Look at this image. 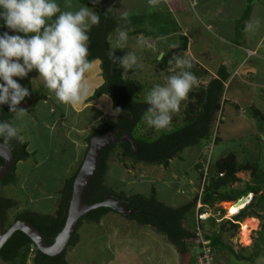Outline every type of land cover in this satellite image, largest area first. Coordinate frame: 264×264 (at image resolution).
I'll return each mask as SVG.
<instances>
[{
	"label": "rangeland",
	"instance_id": "rangeland-1",
	"mask_svg": "<svg viewBox=\"0 0 264 264\" xmlns=\"http://www.w3.org/2000/svg\"><path fill=\"white\" fill-rule=\"evenodd\" d=\"M242 1L241 3L244 5L242 13H244L247 5L251 6L248 18L245 21H240L243 14L239 17L241 13H239V9L236 11V7V20L230 19V26L224 30L225 33L209 27L207 19H211L212 24L216 25L215 23L220 20V16L214 13L206 14L205 18H202L199 13L201 2L197 0H175L171 3L167 0V4L171 5L173 10L168 6H165L164 10L163 8L159 10L157 7H151L147 0H122L119 3L121 9L128 10L127 17L137 18L138 26L142 27L141 31L149 35L128 33L129 39L124 46L129 52H133L137 56L138 63L141 65V67L129 70L127 77L133 78L136 85H141L142 93L146 94L151 86L163 85L168 76L176 74L173 71L175 66L166 72L159 71L157 62L163 55L172 53V51L174 52L173 49L179 48L180 36L183 35L185 37L187 35L189 39V51L183 52L181 57L192 59L188 56L192 55L197 63L208 66V71L225 70L228 78L223 85L224 90L219 99V110L214 115L211 124V137L215 140L214 143L213 141L210 143L201 141L198 143L199 145L183 149L179 160L174 158L170 161L168 170L157 165L133 164L127 157L123 158L126 165L124 167L119 161V155L114 152L107 158V176L105 178H108V174L110 175L111 179L108 178V181L111 184V190L114 192L150 197L153 189L158 202L168 207L180 206L182 205L181 200L185 198L181 195L189 194L191 189L195 192L202 183L201 178L204 174L202 168L206 167L205 160L209 159L212 163L227 155H233L238 166L247 165L249 169L240 170L235 175L238 180L221 188L220 191L235 195L252 189L254 196L244 213L246 215L251 212L256 213L257 226L250 228L247 235L244 232V224L252 218L238 219L240 225L237 228H232L227 223L224 226L222 222L220 224L226 228L223 229L222 240L243 257L254 255L251 257L250 264H264V241L261 240L264 237V203H260L261 194L264 195V0ZM250 1L251 4H249ZM84 2L86 4L87 0ZM215 3L216 0L207 3L206 9L208 8L211 13L214 12L215 9L211 4L215 5ZM236 6H238L237 3ZM252 18H259L261 21L260 28L255 32L245 30L246 22ZM107 35L108 42L110 41L115 47L116 32L107 33ZM145 37L151 39L152 42L147 41L146 44H142L140 41L146 40ZM172 45H175L176 48ZM249 50H255V52ZM193 67L191 66V71ZM195 72L199 81L207 78V76H203L205 74L200 76L196 69ZM123 78L125 81L128 80L125 74ZM199 85L201 84L199 83ZM197 87L192 89V94L197 93ZM37 90H39L37 92L39 95L46 92L45 88ZM99 108L96 112L97 118L100 116L98 120L103 119L106 114L108 117H118L114 115V106L113 112L109 114L106 109ZM182 108L174 114V126L176 128L182 127V119L184 118ZM45 112L46 110L43 109L35 115L30 109L25 119L19 124L28 131L30 150L37 153L32 158L36 157L37 160H40L48 156L50 160L47 166H50L53 161L50 155H53L54 151L49 143L53 139V134H50V128H45L44 122L46 124L52 119L51 114ZM97 124L98 121L93 124L94 127ZM77 126L78 124L75 123L71 132L79 135L75 129ZM169 127L171 124L167 129ZM150 128L146 123L143 130ZM88 133L82 130V138ZM37 134H40L39 139ZM73 140L78 142L75 136ZM54 144L59 147L57 140ZM62 144L63 153L60 161L64 166L62 167L63 171L55 174L50 181L45 182L40 178V174L48 172L50 176L52 172L43 168L36 170L30 158V160L16 165L15 173L18 176L16 185H0L1 195L14 197L17 202L19 201L16 208L7 212L5 228L15 221V217L22 213L24 208L31 210L39 208L40 212L46 214V211L52 208L55 196L52 197L53 199H43V196L46 197L55 187L62 186L61 184L66 178L64 169L73 158L71 157L72 145ZM83 151L85 152V150H82L80 163L84 158ZM36 172L40 174L35 175ZM172 172H174L175 177L172 176ZM184 174L192 178L193 185L179 186L181 176L184 180L187 179ZM184 180L183 183L185 184ZM165 183L169 186H166ZM178 186L180 189L178 188V193H176L175 189ZM186 196L189 198L188 195ZM230 205L227 206L233 207ZM192 214L194 213H187L185 221V228L190 231L194 224ZM225 214L227 216L229 211ZM218 226L219 224L213 226L211 220L207 219L202 223V230L212 235V230ZM77 235L78 243L75 247L69 246L65 250V259L68 264H192L194 253L198 252L195 248L194 239L191 240V243L190 240H186L187 252L179 253L175 245L168 241L159 230L148 225H139L136 221L126 219V217L113 212L104 215L96 225L83 221L78 228ZM33 251L34 249L29 254L32 255ZM222 260L216 254V263L221 264L223 263ZM231 260L232 262L235 261ZM0 264L10 263L0 260ZM27 264L30 262L27 261ZM236 264L247 263L241 261Z\"/></svg>",
	"mask_w": 264,
	"mask_h": 264
},
{
	"label": "trees",
	"instance_id": "trees-1",
	"mask_svg": "<svg viewBox=\"0 0 264 264\" xmlns=\"http://www.w3.org/2000/svg\"><path fill=\"white\" fill-rule=\"evenodd\" d=\"M249 4H251V1ZM250 10L251 6L247 5L240 21H245L248 18ZM108 14L105 12L101 13L100 24L98 26H93L91 32L89 33V59H96L100 61V70L103 77L102 84L94 89L91 98L96 99L100 96H106L112 101L114 108L122 109L123 113L118 115L117 119L101 120L99 128L87 138V143H89L91 137L95 135L108 130L118 129L120 135L124 132L129 133L130 139L136 145L137 154L134 155L131 147L125 142H116L108 145L103 150L98 172L88 187L85 200L89 204L104 201L108 198V196L121 200L123 203L127 204L129 208H136L138 210L136 213L126 216V219L136 221L139 225H148L153 227V229L155 228L159 230L168 239V241L175 245L179 253H185L187 252L185 248V241L193 240L195 238V226L192 227L191 231L186 230L182 227V221H184L187 213H194L198 193L195 191L192 195V199L188 203L177 208H171L156 200L155 191L153 189L151 190L150 197H144L139 194L126 195L123 192H114L111 190V187H108L104 182V179L107 176V158L109 155H112V153L117 152L115 154L119 155V161L124 167L126 165L123 158L127 157L133 162V164L157 165L162 166L165 170H167L169 161L174 158L179 160L183 149L199 145L198 143L201 141L205 143L213 141L214 143L215 140L211 137V124L213 122L214 115L219 110V99L222 96L224 90L223 85L228 76L225 70H219L217 79L212 80L207 88L198 86L196 88L197 93L192 94L190 92L187 99L181 104L182 107V105L186 103V106L182 108L184 114L182 127L176 128V126H174L175 115L172 114L174 116L172 117L170 128L156 130L151 127L148 130H143L146 126V120L143 117L148 107L145 100L147 92L145 91L146 94L142 93L141 85H136L133 78L127 77V73L125 74V77L128 80L125 81L123 78L124 69L118 65L112 64L108 59L106 53L110 50V47L114 46L110 43V41L108 42L107 33H114L115 29L119 27L115 19L110 17ZM119 22L130 29V34H142V27L140 28L138 26L139 22L137 18L123 17L119 19ZM239 24L241 25L242 23ZM0 26H4L9 32H13L7 28L2 19H0ZM241 29H243V26H241ZM143 35L149 36L146 33H143ZM180 41L179 48L175 47L176 49H173L175 53L172 51V53L165 54L157 62L159 71L166 72L169 68H173L175 66L174 63L170 64L169 61H171L174 56L181 57L182 53L185 52L188 40L183 35L180 36ZM127 52H129L127 48H115V55L117 57H123L127 54ZM188 60L191 62V65L194 66L192 68L193 70L191 71L189 69V71L194 73L196 77H198V75L195 72V69L198 70L200 76L205 73L204 69L196 64L192 59ZM150 89L148 90L150 91ZM29 92L31 95L26 97L21 104L26 102L28 107L30 104L33 107L40 100H45V96L38 95L35 91ZM21 104L18 107L22 108ZM0 115H2L0 117V121H10V118L14 115V113H11L9 106L5 104L0 108ZM10 151L14 157L15 166L6 178L0 180V185L2 186L16 185L18 182V176L15 173L16 165L19 162L32 158V154H29L27 151V144L25 142L20 144L13 141ZM208 162V174L204 182L203 192L200 199L203 206L214 210H220L222 216L228 211L225 207L226 205L233 204L235 201L239 200L242 196H245L248 193H253L252 189L236 193L235 195H230L227 192L220 191L221 188L238 180L235 175L240 170L249 169V167L247 165L238 166L233 155H227L226 157L218 159L212 163H210V160ZM3 163L4 161L0 158V165ZM118 168L122 169L121 167ZM77 172L78 170L72 177L65 180V183L59 192V203L56 206L54 214L50 215L49 213L35 212L28 208L24 216H22L24 220L30 222L42 235L46 237L49 244L53 242L55 236L64 226L72 191V183ZM261 196L262 199L260 203H264L263 193ZM55 198L57 197L55 196ZM20 200L24 201L25 199ZM18 203L19 201L17 202L14 197H7L0 194V217L3 222L4 230L8 228H5L7 212L16 208ZM248 207L249 205L235 215L224 218L220 223L223 222L222 224L224 226L225 223H227L232 228H237L239 224L238 219L241 220L246 217L256 218L257 216L254 212H251L248 215L244 213ZM109 212L114 211L103 207L93 210L90 214L83 217L78 223L77 229L73 234L68 247L70 246L73 248L78 243L77 231L83 221L96 225L103 218V216ZM17 217L18 216L15 217V220ZM216 219L217 217L209 218L213 226L217 224ZM202 223L199 224L201 231H203ZM195 224L196 223H194V225ZM221 226L222 225L219 224L216 229H213L212 235L207 234V232L205 233L204 231L202 233L203 239L209 241L212 251L218 255L226 253L231 259L236 261H234L235 263L245 261L247 264H250L251 257L254 255L250 257H243L231 246L225 244L222 240L223 232L221 231ZM224 226H222L223 229L225 228ZM261 240L264 241V237L261 238ZM30 246L31 241L29 238L22 232L17 231L1 248L0 260L9 262L10 264H27V261H29L30 264H68L65 259V252L50 257L42 254L34 248L31 255L29 254L31 251Z\"/></svg>",
	"mask_w": 264,
	"mask_h": 264
},
{
	"label": "clouds",
	"instance_id": "clouds-1",
	"mask_svg": "<svg viewBox=\"0 0 264 264\" xmlns=\"http://www.w3.org/2000/svg\"><path fill=\"white\" fill-rule=\"evenodd\" d=\"M147 2L158 7L161 0ZM91 3L96 6L100 0ZM119 10L122 16H128L126 10ZM114 11L117 9L109 8L106 14ZM0 19L9 30L25 34L24 37L8 32L0 35V80L3 81L0 105L7 104L16 120L27 115L28 111L18 106L31 94L14 77L24 79L33 70L38 71L39 79L60 103L76 107L87 100L92 94L91 73L97 63L96 59H89V33L101 19L93 8L82 6L76 11H62L55 0H0ZM260 25L259 18H252L246 22L245 30L255 32ZM115 32V48L122 49L129 39L128 30L117 27ZM140 42L146 44L147 40ZM115 48L110 47L106 55L112 64L124 69V74L141 67L133 52L117 57ZM169 63H174L176 74L168 76L163 85L152 87L145 97L148 107L143 118L156 130L171 124L172 114L180 111L182 102L199 86L198 77L186 70L192 66L188 59L174 56ZM122 113L120 108L114 111L116 116ZM24 140L21 129L12 121H0V147L10 150L13 141L22 144Z\"/></svg>",
	"mask_w": 264,
	"mask_h": 264
},
{
	"label": "crops",
	"instance_id": "crops-1",
	"mask_svg": "<svg viewBox=\"0 0 264 264\" xmlns=\"http://www.w3.org/2000/svg\"><path fill=\"white\" fill-rule=\"evenodd\" d=\"M89 1H90V3H89ZM121 1L122 0H100V3L98 5H96V6H94L91 3V0H87L86 4H85L84 0H55V2L58 3V5L61 7L62 11H76V10H78L79 7L87 6L89 8H93V10L96 11L100 15L103 12L107 13V10L109 8L117 9V11L111 12L108 15L115 19V21L117 22V25L119 27L126 28L128 30V33H130L131 32L130 29L127 28L124 24L119 22V19L124 17V16H122L121 11L119 10V9H121L119 7L120 6L119 3H121ZM174 1L175 0H169L170 3L174 2ZM197 1L201 2V7L199 8V13H200L202 18H205L206 14L207 15L214 14V13L219 14L220 20L215 23L217 25V27H216V25L212 24V20L211 19H207V21L209 22V27H211V29H214L215 31H218V32L220 31L221 33H223V32L225 33L224 30L227 28V26H230V23H231L230 19H232V20L234 19V21L236 20L235 19L236 18V15H235V8L236 7H237L236 11L239 9V11H240L239 13H241L239 15V17L243 14L242 11L244 9V5L241 3V2H243L242 0H216V3H215L216 7H215V5L211 4L212 7H214V9H215V11L212 12V13L208 11L209 10L208 8L206 9V4L209 3V2H212L214 0H197ZM167 3H168L167 0L166 1L165 0H161V3L157 7V9L161 10V8H163V10H164V7L168 6V7H170L173 10L172 6L168 5ZM236 3H237L238 6H236ZM69 5L71 7H69ZM189 5H191L190 2H189ZM241 5H242V7H241ZM122 10H124V9H122ZM125 10L128 12L127 9H125ZM124 18H126V17H124ZM189 18L192 19V17H189ZM231 26H233V24H231ZM4 32H8L9 35H19V34H21V33H16L14 31L13 32H9V31L6 30V28L4 26H0V35H2ZM142 33H144V32L142 31ZM24 35H21V36L24 37ZM139 35H141V34H139ZM186 37H187V35H186ZM146 40L152 42V40L149 39V38H147ZM187 40H188V43H189L188 37H187ZM185 51L186 52L189 51L188 45H187V48H186ZM249 51L253 52V53L255 52V50H253V51L249 50ZM188 56H190L192 58V60L196 64H198L202 69H204V71H205L204 74L205 75H203V76L204 77L207 76V78L204 79L203 81L200 80L199 83L201 85H199V86H203L204 88H207L209 83L212 80L217 79L219 70L212 71V72L208 71L207 70L208 66H205V65L203 66V65L197 63L195 58H193L192 55H188ZM96 61H97V63H96L95 69L91 73V83L93 85L92 94H93L94 89H96L103 82L102 72L100 70V61L99 60H96ZM21 63H22V61H21ZM98 78H99V81H98ZM14 79L19 84H21L23 87L27 88L29 91L38 92L39 90H37V89H39V88H41V90L45 88V91H46L45 93L40 94V95L45 96V98H44L45 100H40L39 102H37L35 104V106L32 107L31 104H30L29 107H28L26 102H23V104H21V107L23 109H26L27 111L30 110L31 107H32L31 110H33V113H35V115L39 114L40 110L44 109V110H46V112H45L46 114H49V113L51 114V119H52L51 122H46V124L44 122V125H45V128H50L49 129L50 134L51 133L53 134V137H52L53 139L49 143V146L54 151V154L50 155V157L53 159V161L51 162L50 166H47V163L50 160L48 156H46L45 158L40 159V160H37L36 157L34 159L31 158L32 162H33V165H35V169L36 170L38 168H43V169H47V170L51 171L52 174L49 176L48 172H45L43 174H40V173L36 172L35 175L40 174V178L45 180V182L46 181H50L51 178L53 179V176L55 174H57L60 171H63L62 167H64V166H62L61 161H60L61 155L63 153V148H62L63 144L62 143H64V144L68 143L69 145H72V147H73V152H72V156H71L73 158H72V161L68 164V166L65 167V169H64V171H65L64 172V176L66 178H64L63 183L61 184L62 186L55 187V189L54 190L52 189L50 191V193L47 194L46 197L43 196V199L52 198L54 196L57 197L55 199L52 198L54 200L53 203H52V208H49V210L46 211L47 213L52 215V214H54V211L56 209L57 204L59 203V198H60L59 192L62 189V187H63V185L65 183V180L67 178L72 177L73 174L78 170V168L81 165L80 158L82 156V150L86 151V149L88 148V144H89V143H87V138L99 128L101 120H103V119H117L118 117H116V118L108 117V115L106 114V116L103 119H99L98 120V118L100 116L97 118L96 112H97V109H100L99 107H102L101 109H103V108L106 109V112H108V114L110 112H113V110H114L112 101L106 96H100L99 98L92 99L91 98L92 94H91L84 103H82L80 105H77L76 107L60 103L55 98L54 94L49 92V90L46 88L44 82L39 79V73H38L37 70H33L32 72L28 73V76L26 78H24V79H21L19 77H14ZM34 79H36V80L33 81ZM96 81H98L99 83L96 82ZM0 83H3V81L0 80ZM101 103L104 104L105 106L102 105ZM2 106L3 105H0V108ZM185 106H186V103L184 105H182V107H185ZM1 116L2 115H0V117ZM23 120H16L15 119V114L12 115L11 118H10V121H12L15 126H17V127H19L21 129V135H23L25 137L24 142L27 144L28 153L32 154V156L35 155V154L37 155L36 151H31L30 150V146L28 144L29 138L27 137V135H28L27 132L28 131L24 130V128H22V126L19 124ZM97 121H98V124L96 125L97 127L96 126L94 127L93 124L96 123ZM75 123L78 124V126L75 129L77 130L79 135L73 134L71 132L73 130V128L75 127ZM82 130L89 132L83 138L81 136V131ZM36 136H37L38 139L40 138V134H37ZM74 136H75V139L77 137V141L78 142L73 140ZM56 140H57V144H58L59 147H56L55 144H54L56 142ZM86 145H87V147H86ZM85 147H86V149H85ZM28 160H30V159H28ZM28 160H26V161H28ZM26 161H23V163L26 162ZM170 161H169V166H170ZM18 164H21V162H19ZM39 165H41V167H39ZM169 166H168V168H169ZM127 171L131 172L129 170H127ZM172 176L175 177L174 176V172H172ZM184 177H187V179L184 180V178L181 176V184H179V186L184 187V186H187L188 184L193 185L194 181H192L191 177L186 176V175ZM108 178L111 179L110 175H108ZM108 178H105L104 182H105V184L108 187H111V184L108 181ZM183 180L185 181V184L183 183ZM166 186H169V185L166 184ZM179 186L175 189L176 193H178ZM185 188H187V187H185ZM19 190H21V189H19ZM191 190L192 191H190L189 194L181 195V196L185 197V198H183L181 200L182 205L188 203L191 200V198H192L191 194H193V192H194L193 189H191ZM125 194L126 195H130L131 193L130 194L129 193H125ZM186 195H188L189 198ZM253 196H254V193H253ZM182 205H180V206H182ZM170 207L171 208H177V207H179V205L178 206H170ZM32 211L40 212L41 210L39 208H37V209L35 208ZM118 215H120V214H118ZM192 215H193L192 219H195V210H194V214H192ZM120 216H122V215H120ZM123 217H126V216H123ZM185 221H186V216L184 218V221H182V227L184 229H186V230H189L188 228H185ZM217 224H220V222H217ZM193 225H192V227H193ZM238 225H240V223ZM220 228L222 229V226ZM221 231L223 232V230H221ZM190 243H191V240H190ZM219 256L221 257V259H223L222 260L223 263L232 262L231 258L226 253L225 254L222 253ZM193 263H194V259H193L192 264Z\"/></svg>",
	"mask_w": 264,
	"mask_h": 264
},
{
	"label": "water",
	"instance_id": "water-1",
	"mask_svg": "<svg viewBox=\"0 0 264 264\" xmlns=\"http://www.w3.org/2000/svg\"><path fill=\"white\" fill-rule=\"evenodd\" d=\"M118 133L119 130L112 129L91 137L87 151L84 154L82 163L72 183V191L64 226L55 236L52 244H49L46 237L30 222L22 218L15 220L4 230L3 222L0 217V250L12 235L19 231L29 238L32 244L31 246L37 251L53 257L66 250L80 220L93 210L103 207L109 208L122 216H129L136 213L138 211L136 208H129L127 204L114 197H109L104 201L93 204H89L85 200L88 187L98 172L103 150L108 145L115 142H125L131 147L132 153L134 155L137 154L136 145L129 138L128 134L126 133L122 137H117ZM0 158L4 161V163L0 165V180H3L13 170L15 163L12 152L3 147H0ZM243 200H246V197L240 198L236 204H239Z\"/></svg>",
	"mask_w": 264,
	"mask_h": 264
},
{
	"label": "built area",
	"instance_id": "built-area-1",
	"mask_svg": "<svg viewBox=\"0 0 264 264\" xmlns=\"http://www.w3.org/2000/svg\"><path fill=\"white\" fill-rule=\"evenodd\" d=\"M209 161L206 160V167L203 168V177H202V183L200 184L198 190L196 191L198 193V198L196 200V204H195V248L198 250L197 253H194V263L195 264H217L216 263V253H214L210 247V243L208 240L203 239L202 236V231L200 229L199 224L204 222L205 220L209 219V218H215L217 217L216 221L217 222H221L224 218H228L231 217L233 215H222L221 216V211L220 210H214V209H210L208 207L203 206L202 202H201V194L203 192V186H204V182L206 180V176H207V162ZM222 176V175H220ZM253 196V193H248L245 196L242 197H246V200H248L245 205L243 206L242 209H240L239 211L243 210L245 207H247L250 203H251V198ZM241 197V198H242ZM238 201V200H237ZM235 201V202H237ZM238 211V212H239ZM237 212V213H238ZM236 214V213H235ZM234 214V215H235ZM31 251L32 249H34L32 246L30 247ZM221 264H236L235 262H231V263H221Z\"/></svg>",
	"mask_w": 264,
	"mask_h": 264
},
{
	"label": "bare ground",
	"instance_id": "bare-ground-1",
	"mask_svg": "<svg viewBox=\"0 0 264 264\" xmlns=\"http://www.w3.org/2000/svg\"><path fill=\"white\" fill-rule=\"evenodd\" d=\"M247 201L248 200H243L239 204H236V202H234L233 204H231L233 207H227V206H225L228 209V211H229V214L228 215H234L235 213H237L240 209L243 208V206L245 205V203ZM256 226H257L256 219L255 218L249 219L244 224V232L248 235L249 229L250 228H256Z\"/></svg>",
	"mask_w": 264,
	"mask_h": 264
},
{
	"label": "flooded vegetation",
	"instance_id": "flooded-vegetation-1",
	"mask_svg": "<svg viewBox=\"0 0 264 264\" xmlns=\"http://www.w3.org/2000/svg\"><path fill=\"white\" fill-rule=\"evenodd\" d=\"M118 130V129H117ZM128 134V136H129V133L128 132H124V133H122L121 135H120V133H118V135H117V137H122L124 134ZM129 138H130V136H129ZM116 143V142H115ZM114 144V143H113ZM2 186V185H1ZM109 197H112V196H108V198ZM27 211V209L26 208H24V210L22 211V213H20V214H18L17 216V219H20V218H22V216H24V214H25V212ZM32 211V210H31ZM113 213H115V212H113ZM115 214H117V213H115ZM16 219V220H17ZM23 219V218H22ZM52 244V243H51ZM67 249V248H66ZM65 252V251H64Z\"/></svg>",
	"mask_w": 264,
	"mask_h": 264
}]
</instances>
